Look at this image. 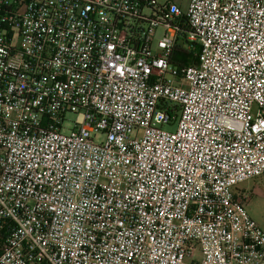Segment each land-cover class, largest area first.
<instances>
[{"label":"built area","instance_id":"built-area-1","mask_svg":"<svg viewBox=\"0 0 264 264\" xmlns=\"http://www.w3.org/2000/svg\"><path fill=\"white\" fill-rule=\"evenodd\" d=\"M261 175L264 0H0V264H264Z\"/></svg>","mask_w":264,"mask_h":264},{"label":"rangeland","instance_id":"rangeland-1","mask_svg":"<svg viewBox=\"0 0 264 264\" xmlns=\"http://www.w3.org/2000/svg\"><path fill=\"white\" fill-rule=\"evenodd\" d=\"M182 13L186 14L188 11L189 3L191 0H171ZM163 28H159L156 34V40H159L163 35ZM70 118H74L73 115H69ZM65 127H72L71 123L65 125ZM167 130H175L174 127L166 126ZM238 190L244 192L248 196V200L245 203V208L251 218L262 228L264 231V175L247 180L238 186Z\"/></svg>","mask_w":264,"mask_h":264},{"label":"trees","instance_id":"trees-1","mask_svg":"<svg viewBox=\"0 0 264 264\" xmlns=\"http://www.w3.org/2000/svg\"><path fill=\"white\" fill-rule=\"evenodd\" d=\"M181 33L179 39H181L180 44L177 46L175 58L181 61L185 65H192L197 64V60L195 58V50H193V46L195 43L191 44L187 40V35L190 33V28L187 24L185 16L182 18L181 21ZM189 46H191L189 48Z\"/></svg>","mask_w":264,"mask_h":264}]
</instances>
